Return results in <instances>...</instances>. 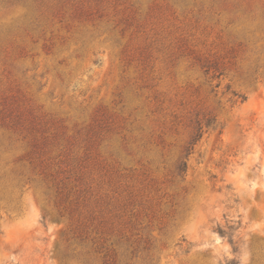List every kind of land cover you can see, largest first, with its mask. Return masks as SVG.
<instances>
[{
    "label": "rangeland",
    "instance_id": "rangeland-1",
    "mask_svg": "<svg viewBox=\"0 0 264 264\" xmlns=\"http://www.w3.org/2000/svg\"><path fill=\"white\" fill-rule=\"evenodd\" d=\"M232 260L264 264V0H0V264Z\"/></svg>",
    "mask_w": 264,
    "mask_h": 264
},
{
    "label": "trees",
    "instance_id": "trees-1",
    "mask_svg": "<svg viewBox=\"0 0 264 264\" xmlns=\"http://www.w3.org/2000/svg\"><path fill=\"white\" fill-rule=\"evenodd\" d=\"M185 168H186V165H185ZM239 228H241V223H240V222L238 223V228H237V229H239ZM231 229H232V228H231ZM219 233H220V235H222L223 237L228 236L231 245H232V246L235 245L233 235H228V233H226L222 228H219ZM234 251L237 252V248L234 247ZM228 264H238V262L235 261V260H232V261L228 262Z\"/></svg>",
    "mask_w": 264,
    "mask_h": 264
}]
</instances>
